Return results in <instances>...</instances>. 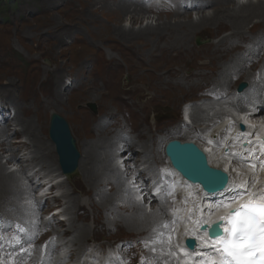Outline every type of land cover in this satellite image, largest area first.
<instances>
[{
	"label": "bare ground",
	"instance_id": "6f19581e",
	"mask_svg": "<svg viewBox=\"0 0 264 264\" xmlns=\"http://www.w3.org/2000/svg\"><path fill=\"white\" fill-rule=\"evenodd\" d=\"M57 1L59 0H41V4L54 5ZM195 1H199L198 4L200 5L198 8L195 7L200 14L198 16L197 13L196 20H192L190 14L185 10L181 11L177 5L168 6L171 11L170 15H157L151 18L146 16L144 8L133 0H80L76 10L72 9L74 15L68 17L65 22L59 23L54 17L52 19L47 18L48 20L43 18L47 21L44 25L49 26V30L56 33L53 34L54 42L50 43L51 45L47 49L40 52L41 56L44 55L43 57L47 58L50 67L41 69L40 64L36 63L40 60H34L33 58L29 60V62L36 65V81L40 86V90H43L41 91L43 97L39 98L35 95L32 99V105L20 108L19 114L21 113V116L17 114L14 121L15 126L21 127L18 135L19 138H24V142H21L22 147H25L27 151L30 150L31 153V156L25 161L27 165L20 166L19 172L26 180V186L30 193L28 199H33L36 202L32 210L34 216L38 218L37 206L39 205L43 204L44 213L48 214L52 210L46 198L48 194L52 196L50 199L58 203L55 209L65 207L74 214L73 219L68 222V229L65 231L74 234V237L72 236L73 239L71 240L61 242L63 247L69 244L76 247L78 241L88 239L89 229L86 227V223L91 218L92 231L104 228L106 224L116 228L125 226L127 229L134 231L137 237L141 236L139 240L143 241L144 248L147 250V257L151 261L156 259L155 264H163L162 261L164 264H174L172 263L174 259L169 251L162 252L158 249L161 245L167 248L168 244L163 241L160 244L154 240L158 236L155 232H172V226H168V224L171 223L174 213H168V210L166 212L168 201L165 200L157 211L155 210L156 207H153L149 213H146L143 203H148L151 200L149 196L145 195L143 201L137 202L132 198L129 189L126 187L127 176L130 174L133 175L134 184L139 187L143 186L146 181L145 172H150L156 164L158 165L160 161L163 162L165 156L161 157L158 151L160 143L158 144V141L155 140L154 133L148 132L147 128L142 127V122L137 123L136 133L130 136L128 134L130 130L126 128L125 121L116 119L115 111L110 110V98L121 94L124 90L127 93L138 95L147 93L152 95L153 101H155V98H168L176 105L180 103L181 98H185L194 89L216 96L222 93L220 101H224L222 104L230 108L233 115H235L232 124L228 127V122L220 121V118L226 116L220 110L214 111L212 116L208 115L206 110H213L214 103L205 105V109L203 107L194 108L191 115L193 122L202 125V130H207V132H214L220 128L222 129L221 134L225 132L226 135L228 131L232 133L231 129H235L234 136L237 142L249 141V146H240L238 152L242 151V153L234 156V158H242L241 163L212 161L210 158L219 156L218 153L208 157L209 165L212 168L221 170L222 167H225V169H228L231 179L227 191L208 197V199L214 200L213 202L200 200L199 193H196L198 197L191 201L190 209L184 210L183 218L188 226L181 230L182 236L179 235L180 239L184 241L187 237H195L198 246L193 252L187 253L182 243L183 252L180 257H184L183 264H186V262L189 264L191 261L193 262L191 264H201L204 256L213 254L211 252L213 240L212 242L207 240L205 234L199 232L198 227L200 224L207 223L209 225L221 220V217L226 218L232 208H237L240 203L248 200L247 195L235 198L237 192L234 190L240 184L234 181L236 175L234 164L244 168L250 160L254 162L264 160V120L258 116L239 115L234 111L241 110L244 103L255 106L256 103L260 102L261 107L264 104L260 97L264 96V77L259 75L255 80V69L261 65L264 66V1L248 0L245 3L236 0ZM66 4L70 9L69 2ZM208 7H212L213 10L211 14L206 15L202 10ZM254 20H258L252 27L257 34L250 40V43L254 44L250 48V43H247V34L253 31L246 32L245 27ZM144 21H147V23L144 27H141ZM124 22L129 23L128 28L122 26ZM76 23L84 27L86 32L84 44L82 39H74L75 43L80 40L79 42L83 46L79 52L73 55L71 49H63L60 46L64 43L65 37L73 34L72 29ZM136 25L139 26L137 29H135ZM196 37L210 38L211 42L208 41L200 47L191 46L192 40ZM233 38H246V41L240 46H235L233 40L227 42V40ZM7 41V39L0 38V55H4L3 53L8 50ZM40 44V42L37 43V47L42 49L44 46ZM208 45L211 47L206 51L205 47ZM106 52H108L107 58H105ZM140 53H145L146 58H139ZM193 53L198 55L201 63L195 68L196 71L191 73L188 68L186 69L183 66L182 61L193 56ZM97 57H100V60H97ZM89 62L94 67L101 62L104 72L99 73V71L93 69L86 74L85 70L88 69L87 64ZM70 67L73 68L70 76L75 85L69 87L62 72ZM262 69L264 68L262 67ZM124 70L132 75L129 78L131 80L129 84L135 83V86L125 89L119 87L118 74ZM208 70L212 71L213 75H207L205 71ZM233 78L244 79L242 81L248 84V88L236 97L234 96L235 92L233 95L231 94L232 84L234 83ZM78 82L79 84H76ZM202 83H214L216 86L215 89L209 88L205 91ZM41 85H45V87L41 88ZM11 87L15 88L14 83L6 80L4 88L0 90L6 93L9 99L16 100L17 97L12 95ZM217 87H220L222 91H218ZM60 89H63V92ZM252 95L257 97L255 103L250 102V100H253V98L250 99ZM63 97L67 100L65 102L68 107L62 108L70 111L78 119V129L82 131L81 136L87 138V141L83 142L82 146L85 149H83L78 163L77 174L79 176L76 180L71 181L74 184V189L79 190L86 199L71 197L69 194H65L63 197L56 196L53 194L56 185L51 184L52 186L48 190L49 193L36 200L35 188H44L45 183H42L41 180L47 176L46 173L55 168L62 174L53 144L42 136V117L45 112L52 109V114H57L55 109L63 106ZM83 101H85V104L82 106ZM90 101L96 102L101 110L96 117L89 115L83 109L85 105L87 108V104L92 103ZM149 103L147 102V107ZM253 109L255 110V108ZM257 109L260 110L258 106ZM4 111L5 107L1 105V117H3ZM32 112L36 120L30 118L29 114ZM25 115L26 119L23 118ZM238 118H241L239 120L246 124L245 133L238 130ZM9 131L6 126L0 127V133H4L5 136ZM119 138L125 144H129V148L121 149L128 151L129 154H119L118 156L119 144L116 139ZM147 138H150L149 141ZM171 140L193 142L202 149L200 141H194L193 138L187 137L184 140L170 138L167 142ZM11 147L7 138L5 141L0 142V151L4 155L9 153V160L18 157ZM133 147L139 148V151H134ZM252 147L258 149L260 154H255V152L251 154L248 150ZM206 151L209 155L212 152L208 149ZM140 157L143 158V164L146 165L143 169H139L137 165V159ZM117 158L125 159L123 161L124 171L119 170L117 165L112 164ZM132 160L134 161L133 168L126 163V161ZM34 165L38 169H33ZM259 165L262 167V173L257 181L255 179V184L250 183L251 185L248 186L251 191L264 188V162ZM30 172L32 174L28 176L27 173ZM174 176V184L179 185L178 188H182L178 190L188 192L198 188V192H201L199 186L190 187L180 177ZM69 179L67 177L66 181L68 182ZM85 187L89 189L85 190ZM22 192L23 189L14 175L6 173L5 167L0 163V211H2L1 216L5 217V220L14 217V220L11 221L20 222L25 221L29 216L28 213H25L26 206L24 207L20 203ZM93 196H97L99 201L95 202ZM24 198L26 197L24 196ZM39 200H41V203ZM117 200L123 202L121 207L115 205ZM225 204H228L229 207H224ZM4 212L7 216H4ZM186 212L188 215L185 214ZM167 217L168 220L166 221L165 218ZM225 222H223V225H225ZM36 223L37 227L31 229L32 235H35L31 246L35 244L38 246L41 240L44 242L49 240L50 242L52 238L64 234V232L62 233V231L56 229L50 230L54 226L53 223L50 221L43 222L40 216ZM51 248L52 245L48 243L45 251L39 249L37 252L32 251L27 256L28 260L24 261L23 264H40L41 257L44 260L43 264L60 263V257L57 253L54 254ZM152 249H155V251H152ZM74 250L77 251V248ZM201 253L204 256H201ZM96 264L111 263L100 262Z\"/></svg>",
	"mask_w": 264,
	"mask_h": 264
},
{
	"label": "rangeland",
	"instance_id": "374dc122",
	"mask_svg": "<svg viewBox=\"0 0 264 264\" xmlns=\"http://www.w3.org/2000/svg\"><path fill=\"white\" fill-rule=\"evenodd\" d=\"M79 1L80 0H68V1L59 0L54 5H42L41 0H0V38L8 40L7 41L8 50L5 51L6 53L5 52L3 53L4 55H0V89L4 88V84H5L6 80L11 81L15 85V88L11 87L12 95L14 97H17L16 100H11L8 98V95H6V93H4L3 91L0 90V106L4 105V107H5V111H4V115H3L4 118L0 116V127L6 126V128H8V130H10L9 132L6 133L7 134L6 136L4 135V133H0V142L5 141L6 138L9 139L10 147L12 146L11 149L18 155V157L14 158L13 160H9V153H6L4 155V154H2V151H0V163L2 166L5 167L6 173H8V174L10 173V174L14 175L17 182L20 184V187L23 189V192H22V195L20 198L21 199L20 203L22 206H24V207L26 206L25 207V211H26L25 213H28V215H29L27 217V219H25V220L36 223L38 221L39 216H40L43 222H45V220L49 219L47 221H50L53 223L54 226H53V228L49 227L50 230L56 229V230L62 231V233L64 232V234H60L59 236H57V238H52V240H50V242H49V240H47L45 242L43 240H41L38 243V246L35 244L34 245L35 247L33 246L31 248V250L33 252H37L39 250L45 251L47 244L50 243L52 245V248H51L52 252H54V254L57 253V255L60 257L61 262L58 264H78L77 262L79 260V256H80V260L81 259L84 260V258L86 257L87 254L90 253V250L92 248L97 253H102V254L108 253V251H110V250H114V251L116 250L120 254H122L126 259H129L131 264H141L142 258L144 259V264H155L156 259L151 261L147 257V250L144 248L143 241L139 240L141 238V236L137 237V235L134 234V231L127 229L125 226H119L116 228L114 226H109L106 223H105L106 225L104 226V228H100L98 230L92 231L91 230L92 225L90 222L91 218H90V221L86 223V227L89 229L88 239L86 241H78L77 242L78 244L76 247H72L70 244L65 245L63 247L61 242L71 240L74 237L73 236L74 234H72L70 232H65L69 227L68 222H69V220L73 219L74 214L72 212H69L65 207H61L59 209H62L63 211H65L63 216H62L64 221L58 222L53 218V215H52V217L51 216L49 217V214L44 213L45 208L42 204V205L37 206L38 207L37 211H38L39 215H38V218L35 217L32 210L34 209L33 206L35 205L36 202L33 199H31V200L28 199V197H29L28 194H30V193H29V190L26 186V180L23 179V175L19 172L20 166H26L27 165V163L25 161H26V159H28V157L31 156V153L29 152L30 150L27 151V150H25V147H22L23 145L21 142H24V138L22 136H20L22 138H19V135H18L21 127L15 126V121H14L15 119H10V118H8V116L10 114H12V111L13 112L15 111L13 118H16L17 114H18V116L19 115L21 116V113L19 114V109L22 107L31 106L32 105V99L34 98L35 95L38 96L39 98L43 97V94L41 93V91H43V90H40V86H39L38 82L36 81V68H35L36 65L29 62V60L33 58L34 60H40V62L36 61V63L38 65L40 64L41 69L45 68V67H47V68L50 67L49 61L47 60V58L43 57L44 55L41 56L40 52L47 49L51 45L50 43L54 42L53 34H56V33L51 32L48 28L49 26L47 27L46 25H44V23H46L47 21L43 20V18L52 19V17H54L57 20V22H59V23L62 21L65 22L66 19H68V17H70L72 14L74 15V12H72V9L76 10L77 5L79 4ZM236 1H238V2L241 1L242 3L243 2L245 3L248 0H236ZM262 1H264V0H262ZM68 2L71 5L70 9H69L68 5L66 4ZM212 10H213L212 7H208L202 11H204V14L207 15V14H211ZM195 12L188 13V14H190V17L192 20H194V19L196 20L197 17L200 15L199 12H197V11H195ZM197 13H198V16H197ZM167 14H169V13H165V14H163V16L167 15ZM150 17L152 18L153 16H150ZM256 21H258V20H254V22L252 21V23H248L247 26L245 27V31L246 32L247 31H253L252 27L255 25ZM146 23H147V21H144L142 23L141 27H144ZM122 26L124 28H128L129 23L124 22L122 24ZM138 27L139 26L136 25L135 29H137ZM85 32H86L85 28L76 23V25H74V27L72 29L73 34L68 36V37H65L64 43L60 47L63 49H71L72 54L74 55L76 52L80 51V48L84 44ZM255 34H257L255 30L251 33L248 32L247 43L248 42L250 43V40L255 36ZM32 37H34V38H32ZM75 38L82 39L83 44H81L79 42L80 40H78L77 43H75L74 42ZM36 40H38V41L36 42ZM210 40H211L210 38H205V37H200V38L198 37L197 38L196 37L195 39L192 40L191 46L200 47L201 45H203L204 43L206 44ZM232 40L234 41L235 46H240L244 41H246V38H244V39L233 38V39L227 40V42L228 41L232 42ZM236 41H238V42L236 43ZM39 42L41 43L40 45L44 46V47H42V49L40 47H37V43H39ZM215 42H216V40H215ZM250 45H251V46H249L250 48H252L254 46V44H252V43H250ZM210 47L211 46H209V45L206 46L205 50L206 51L209 50ZM107 53L108 52H106V54H105V58H107V56H108ZM139 58H146L145 53H142V54L140 53ZM97 60H100V57H97ZM89 63H91V62H89ZM89 63L87 64L88 69L85 70L86 74H88L89 71L93 70V69L99 71V73L104 72L103 65L101 62H99L96 67H94V65L92 63L91 64H89ZM199 63H201V62L199 61L198 55H196V53L195 54L193 53V56L189 57L188 59L186 58L185 60L182 61L183 66H185L186 69L188 68L189 72H191V73L196 71L195 68L198 67ZM261 67H262V65L255 69V80L258 78L259 75L261 77H264V73H262L261 69H260ZM72 69L73 68L70 67L69 69H65L62 72L63 77L66 79V82L69 84V87L73 86V84L75 85L74 81L71 80V76H70V72L72 71ZM128 72H130V71H128ZM205 73L209 76L213 75V72L210 70L205 71ZM131 76L132 75L130 73H127L126 70L119 72L118 82H119V87L121 89H125L127 87L128 88L133 87L136 85L135 83L129 84V81H131L129 78ZM242 80H244V79L233 78L234 83L232 84L233 86L231 88V94L233 95V93L235 92V95H234L235 97L237 95L236 91H237L238 84L240 82H244ZM76 84H79V82ZM213 84L212 83L211 84L202 83V86L205 88V91H206L209 88L215 89L216 84H214V86H213ZM44 87H45V85H41V88H44ZM216 89L218 91H222L220 89V87H217ZM60 91L63 92V89H60ZM121 94L114 96V97L110 98V100H109L110 101V103H109L110 107L109 108L111 111H113V110L115 111L114 112L116 115L115 118L125 121L126 128L128 130H130V132L128 133V134H130V136H132L133 134L136 133L135 131H136L137 123L142 122V127L147 128L148 132L154 133L155 140L158 141V144L160 143V145L158 146V151L160 152L161 157H164L163 147H164L165 143L167 142V140H169L170 138H179L180 140H184L187 137L193 138L194 141H197V142L200 141V143H201L200 146H202L205 143L204 141H207L208 144L210 145L209 141L214 142L213 139H215V141H217V143H219L220 140H222L220 137H217V135L222 133L221 132L222 129L219 128L218 130L216 129L214 132L213 131L207 132V130H204V131L202 130L203 129L202 125H200L198 123L195 124L193 122V117L191 115L194 112L193 111L194 108H197V107L202 108L203 107L205 109V107H204L205 105H209L211 103H214V109L213 110H209L206 108L207 109L206 111H207L209 116H212L214 111L217 112L220 110V111H222V113H224L226 115L225 117L220 118V121L224 120L226 122H233V120H235V115H233L232 110L230 108L225 107L222 104L224 101H222V100L220 101L222 93H219V95L217 94L218 96H216L215 94H208V93L206 94L205 92L203 93L202 90L194 89L188 95H186L185 98H181L180 103H178L177 105L174 104V102H171L168 98H155V101H153L152 95H149L147 93L146 94L144 93L143 95H138V94L127 93L124 90ZM260 97L262 98V102L264 103V96H260ZM215 98H217V99H215ZM250 99H252V98L250 97ZM63 101H64L63 106L56 108L55 110L57 111V115L60 116L62 119H64V121L67 123L68 128L70 130V134L75 141L76 149H77L78 153L81 155V153H83V149H85L82 146L83 142L85 143L87 141L86 140L87 138L84 136H81L82 131L78 129V126H79L78 119L73 114H71L70 111H67V110L62 108V107H65V108L68 107V105L65 102V101H67L65 99V97H63ZM90 102H92V103L87 104L88 109L86 108V105L83 109L86 110V113H88L89 115L96 117L99 114V111H101V110L97 106L96 102L95 103H94V101H90ZM147 102H150L148 107L146 106ZM84 104H85V101H83L82 106ZM183 107H184V117L190 121V124L186 125V126H185V123L181 117ZM8 109L10 110V114H9ZM106 109H108V108H106ZM52 110H48L47 112H45L43 114V117H42V123H43L42 136L44 138L46 137L48 140H49L48 127H49L50 116L53 112ZM15 114H16V116H15ZM29 115H30V118H32L33 120H36L33 112L30 113ZM228 115H230V116H228ZM23 118L26 119L27 118L26 115ZM225 119H227V120H225ZM244 124H245V122H244ZM225 128H227V127H225ZM125 131H127V130H125ZM231 131H232V133L229 131L227 132L228 136H227V138L226 137L224 138L225 140H222L223 142H221V147L219 149L218 148H212V152H211L212 155L211 156H214L215 153L219 154V156H215L213 158V161H218L219 163H223V162L225 163V162H230V160H231L232 162H234V160H233L234 156L233 155L223 154L224 148L230 149V150L232 149L234 154L240 155L242 153V151L238 152L239 147L241 146L242 143L239 141L240 139H237L239 142L236 141V139H235L236 137L234 136L235 129L234 130L231 129ZM15 133H16V135H15ZM147 139L149 141L150 138H147ZM230 141L232 144L229 143ZM116 142L119 144V149L117 152L118 156H119V154L120 155L129 154L128 151L121 150L122 148H129V144H125L124 142H122L120 140V138L116 139ZM133 148H134V151H136V152L139 151V148H137V147H133ZM248 151H250L251 154H254V152H255V154L256 153L260 154V151L258 149H256L255 147L250 148ZM226 158H228V159H226ZM243 158H246V157H243ZM163 159H164V161H163L164 163L162 161H160L159 164L158 165L156 164V166L150 172H145L146 180L147 179L148 180L149 179H155V178L159 177L157 175L160 174V171H162V173H163L164 170L165 171L169 170V164L167 163L166 158L164 157ZM124 160L125 159H123V161ZM137 160H138L137 165L139 166L138 167L139 169H143L146 167V165L143 164L144 163L143 158L140 157ZM263 162H264L263 159L260 160V162H254L253 160H250L247 163L248 165L244 166V168L243 167L241 168V166L234 164V171L236 173V175L234 177V181L237 184L241 185V184H243V182L245 180L249 181V179H250L248 186L251 185L250 183L255 184L257 179L259 178L260 174L262 173V167L259 164H261ZM126 163H128L130 165V167L133 168V166H134L133 160L132 161H126ZM112 164L117 165L119 170H121V171H124V169H125L123 162L120 163L118 161H114ZM253 164L255 165V169L251 168V165H253ZM32 168L38 169V167H36L35 165ZM48 174H49V176L56 177L53 181V184L56 185V188L53 191L54 195L59 196V197L60 196L63 197L65 194H69L71 197H79L82 200L86 199V197L84 195H82V193L79 190L74 189V184L71 183V181L76 180V178L79 176L77 174V172L74 176L70 177L68 182L66 181V179L64 180L62 178V176H61L62 174L59 175L60 173L55 168H53L52 170H49L46 173V175H48ZM127 177H128V180H126V185H127L126 187L129 189V193L131 194L132 198L135 201H137L136 200V198H137L136 192H137V188L139 186L137 184H134V180H133L134 178H133L132 174L128 175ZM255 179H256V181H255ZM20 180H21V183H20ZM61 182H62V184H61ZM64 182H65V184H64ZM67 185H68V187L66 188ZM178 186L179 185H177V187H176L177 190L175 189V191H174L176 193V194H174L175 195L174 201H172L171 196L169 197L168 194L165 197L163 195V193L170 190V186H169L167 188L165 187L162 195L159 198H157L156 200L151 199V200H149L148 203L144 202L143 208L145 209L146 213H149L151 208H153V207H156L155 210L157 211L159 209V207L162 204H164V201L166 200V201H168V207H166V212L168 210V212H172L174 214L178 213L175 216L178 218L179 225H177L175 228H173V226H172V230H174V237L173 238L176 239L177 243H176V247L171 246V247H174V248H171V250H174V249L179 250V257H180V255L183 252V250H182L183 241L180 239V236H182L181 230L185 229L188 226V223L183 218L184 217V210L187 209L185 206V202L186 201H188V202L194 201V199H196L198 196H197V194H195L197 192H195L194 190H190V191L186 192L185 190H178L180 188V187L178 188ZM87 189H89V188L85 187V190H87ZM180 189H182V188H180ZM40 190H41L40 187L35 188L34 195L36 197V200H38L40 198V196H39V193L41 192ZM141 191H144V190H141ZM234 191L238 192L239 189L236 188V190H234ZM36 192H37V194H36ZM24 196L26 198H24ZM62 197H61V199H62V201H64ZM46 198L48 199V205L49 206L53 207V209L55 207H57L58 203H56L52 199H50L51 197L46 196ZM184 198L186 201L183 204ZM189 199H191V200H189ZM93 200L95 202L99 201L97 196H93ZM40 201L41 200H39V202ZM115 203H116L115 204L116 206L121 207L123 202H120L117 200ZM173 205H175V206L173 207ZM0 213L2 214V211H0ZM5 215H6V213L4 212V216ZM9 219L14 220V217H10ZM165 220L167 221L168 217L165 218ZM28 221H27V223H28ZM28 225H30V224L28 223ZM168 226H170V223L168 224ZM36 227H37V225L33 226V228H36ZM50 230H48V231H50ZM161 233H163V231ZM155 234L159 235L156 237L161 236L160 232H155ZM183 234H184V232H183ZM38 235H40V234H38ZM36 237H37V232H36ZM155 240L157 243L159 242L160 244H162V242H160L159 238H157ZM33 241H34V239H32L30 241V243H32ZM76 248H77V251L74 250ZM158 249L162 252L166 250V248L162 247V245ZM69 255L70 256L72 255V256L69 258L68 257ZM176 256H177V261H176V258H174L175 259L174 262L172 260V263H174V264H176L175 261L178 262V255L176 254ZM40 260H41L40 264H43L44 260L42 259V257L40 258ZM148 260L151 261V263H149ZM100 262H102V261H95V262H91V263H88L87 261H85V262H83V264H86V263L87 264H96V263H100ZM161 263L164 264L163 261Z\"/></svg>",
	"mask_w": 264,
	"mask_h": 264
},
{
	"label": "snow or ice",
	"instance_id": "6c2138e0",
	"mask_svg": "<svg viewBox=\"0 0 264 264\" xmlns=\"http://www.w3.org/2000/svg\"><path fill=\"white\" fill-rule=\"evenodd\" d=\"M225 154L227 155V153ZM251 167L255 169L254 164ZM205 179L216 187H222L226 182L225 177L212 172H206ZM248 184L249 181L245 180L243 184L236 186L241 191L236 193L235 198L247 195L248 200L240 203L234 212L228 214L222 235L217 234L215 230L209 234L213 240V254L204 256L201 253L200 255L204 256L201 264H264V188L251 191ZM136 199L139 200L140 197L137 196ZM223 206L229 207L228 204ZM221 219L225 218L221 217ZM165 227L167 226L165 225ZM212 227L215 229V225ZM18 232L34 239L32 233L27 232L23 227H18ZM30 239L25 242L30 243ZM0 240H3L2 236H0ZM21 240L22 237L19 235L12 237V242L20 246L19 250L28 253L29 249L23 247ZM187 246L194 248L195 244L192 243L189 246L187 243ZM121 264H123L122 261ZM141 264H144L143 258Z\"/></svg>",
	"mask_w": 264,
	"mask_h": 264
},
{
	"label": "water",
	"instance_id": "95a60500",
	"mask_svg": "<svg viewBox=\"0 0 264 264\" xmlns=\"http://www.w3.org/2000/svg\"><path fill=\"white\" fill-rule=\"evenodd\" d=\"M242 89V85H239L237 88L238 92ZM239 129L243 131L244 126L240 124ZM48 137L54 146L61 172L68 177L74 176L78 168L80 154L76 149L75 141L70 134L67 123L57 114H51L50 116ZM164 155L171 168L181 178L191 184L199 185L208 194H215L222 191L228 183V175L220 169L212 168L204 152L193 142H181L179 140L168 141L164 146ZM206 172L218 173L220 176L226 178V182L222 187L211 185L205 179ZM220 224L221 222H217L208 228L206 225H203L200 230H206L209 237V234L213 230L221 235L222 230L220 229ZM213 225H215V229H213ZM187 243L189 246L192 243L195 244L192 239H187L185 244L187 245Z\"/></svg>",
	"mask_w": 264,
	"mask_h": 264
}]
</instances>
